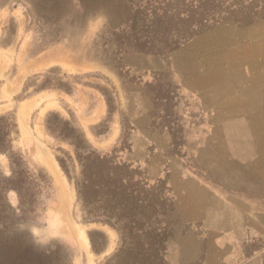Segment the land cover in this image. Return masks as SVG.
Segmentation results:
<instances>
[{
	"label": "rangeland",
	"instance_id": "rangeland-1",
	"mask_svg": "<svg viewBox=\"0 0 264 264\" xmlns=\"http://www.w3.org/2000/svg\"><path fill=\"white\" fill-rule=\"evenodd\" d=\"M173 1L0 0V130L25 168L48 181L20 227L34 247H58L71 264H114L118 232L85 221L76 196L77 157L95 151L138 169L140 182L127 192L154 205L167 199L165 264H264L263 242L227 253L189 201L159 183L186 166L264 188L256 176L237 180L245 165L264 172V11L236 8L166 55L154 54L152 42L137 46L148 30L130 27L135 9L175 8ZM0 173L10 174L6 154ZM7 198L17 206L15 193ZM160 220H152L156 229Z\"/></svg>",
	"mask_w": 264,
	"mask_h": 264
},
{
	"label": "trees",
	"instance_id": "trees-1",
	"mask_svg": "<svg viewBox=\"0 0 264 264\" xmlns=\"http://www.w3.org/2000/svg\"><path fill=\"white\" fill-rule=\"evenodd\" d=\"M173 4L177 7L168 3L149 12L135 9L130 27L139 25L148 30L137 46L152 42L154 54L166 55L224 20L236 8L247 9L252 15L264 11V0H174ZM178 24L182 25L180 29ZM5 138L0 130V154L7 155L10 173L7 177L0 173V264H71L58 247L38 249L21 232V225L38 211V199L48 181L29 172L22 158L7 147ZM116 159L117 156L95 151L77 157L80 172L75 189L85 210V221L107 225L118 232L120 245L113 256L114 264H165V242L171 232L166 217L170 210L167 199L154 205L140 199L138 192L134 195V189L127 192L140 182L133 180L138 169ZM58 161L72 179L68 163ZM159 183L168 192L166 180ZM10 192L17 196L16 207L8 202ZM158 216L163 227L156 229L152 220Z\"/></svg>",
	"mask_w": 264,
	"mask_h": 264
},
{
	"label": "crops",
	"instance_id": "crops-1",
	"mask_svg": "<svg viewBox=\"0 0 264 264\" xmlns=\"http://www.w3.org/2000/svg\"><path fill=\"white\" fill-rule=\"evenodd\" d=\"M246 120L225 124H245ZM238 149L230 147L229 155L234 162H243L239 157L246 155ZM238 174L237 180L251 181L256 176L264 184L262 168L245 165L239 167ZM211 176L202 167L173 166L166 176V184L176 197L189 201V206L197 211L196 221L204 222L207 230L214 231V237L228 247L227 253L238 255L247 245L264 243V188L255 191L247 184H230L226 176L220 180Z\"/></svg>",
	"mask_w": 264,
	"mask_h": 264
}]
</instances>
